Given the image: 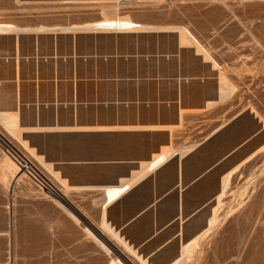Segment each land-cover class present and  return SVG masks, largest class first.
<instances>
[{"label": "rangeland", "instance_id": "374dc122", "mask_svg": "<svg viewBox=\"0 0 264 264\" xmlns=\"http://www.w3.org/2000/svg\"><path fill=\"white\" fill-rule=\"evenodd\" d=\"M83 14L92 16L95 19L92 21L104 16H118L151 26L144 29L148 33H134L142 29L137 27L132 33L83 35L85 37L80 40L84 46L81 47L82 51L93 38L99 39L97 44L101 52L108 51L115 42L121 52L137 53L127 63L116 64L117 76L167 77L178 73L181 74L179 76L205 79L217 73L219 83L223 82L221 85L225 90H231L213 114L205 118L204 123L210 126L224 127L208 139L200 157L208 158L210 155L214 160L226 148L244 141L212 169V188L225 167L232 168L251 152H255L232 173L220 203H216L214 199L211 201V206L216 203L214 222L200 236L198 247L191 258L180 264H264V0H0V23L17 26L68 21ZM182 28L192 34L200 45ZM181 32L191 40L179 41ZM10 33L0 34V51H7L9 55L14 32ZM21 37L22 52L25 54L31 51L33 35L25 34ZM44 40L46 42L49 37H44ZM61 43L66 50L65 38ZM176 45L180 46L177 50ZM202 48H205L217 65L208 57L204 58V52L200 51ZM171 52L174 54L170 55ZM163 61H173L178 67L171 70ZM10 63L0 58V109L10 106V109L14 108L17 91V112L24 124L31 121V111L34 108L35 118L41 123L53 118L61 122L75 118L71 103H60L64 107H56L54 113L48 102L30 101L34 93L33 83L29 80L32 77L30 62L24 63L20 77L24 81L19 83L17 80V84L14 82ZM156 63L161 65L157 70ZM88 66L86 63L83 65L82 73L88 72ZM97 67L102 75L113 72L107 63L97 64ZM39 71L37 79L46 77L50 72L48 64ZM59 72L61 76L68 74V70L63 67ZM102 88L101 94H110L107 85ZM47 94L48 87L43 86L42 95ZM84 115L85 109H81L80 116ZM1 116L0 263L113 264V259L117 258L116 264H141L115 241V246L105 245L88 229L87 232L99 245H44L43 225L27 220L29 211H33L29 208L34 207L35 201L44 192L18 171L10 157L15 160L24 155L41 175L52 181L41 163V157L35 158L33 154L40 151L46 158L74 157L77 151L76 137L74 133L21 134L22 129L19 127L10 131L3 125ZM233 116L235 117L232 118ZM204 135L197 133L196 137ZM21 138L27 140L26 144L21 142ZM4 139L10 144L7 145ZM28 143L35 145L37 151H29ZM83 152L84 148L81 146L80 155ZM212 192L214 194L215 190ZM208 214L193 215L190 219L192 227L186 231L182 228V233L179 235L178 232L175 236L177 238L170 239L164 247L156 246L157 236L144 246H131L148 263L166 264L177 255L179 244L204 226ZM37 232L41 233V237L35 238ZM93 232L105 240L98 231ZM29 234L32 238H29ZM104 235L108 237L106 233Z\"/></svg>", "mask_w": 264, "mask_h": 264}, {"label": "crops", "instance_id": "0c3cea01", "mask_svg": "<svg viewBox=\"0 0 264 264\" xmlns=\"http://www.w3.org/2000/svg\"><path fill=\"white\" fill-rule=\"evenodd\" d=\"M92 20H95L92 16L83 14L68 21L19 26L34 28L41 25L54 29L14 33L9 46L11 55L7 51H0V58L11 62L16 84L17 80L19 83L24 81L20 79L22 68L24 63L30 62L32 77L29 80L34 86L30 101L48 102L54 113L56 107H64L60 103H71L75 117L68 122L53 118L41 123L35 118L34 108L31 121L24 124L18 115L17 104L12 110L11 106L0 109L1 112L8 110L17 116L21 134L74 133L76 137L77 151L74 157L46 158L43 152L36 150L35 145L28 143L32 145L28 147L35 149V154L41 157V163H44V169L51 176L58 193H43L35 201L34 207L29 208L33 211H29L27 220L43 225L45 246L99 245L86 229L105 245L115 246L116 242L122 246L106 230L110 226L126 244L144 246L157 236L156 246L164 247L170 239L177 238L175 236L181 228L186 231L192 227L190 219L193 215L209 213V217L215 205L211 206V201H216L221 191L222 177L231 166L222 170L213 188L212 169L244 140L226 148L214 160L210 155L201 158L200 153L208 139L224 127L204 123L205 118L211 116L219 103L229 95L223 99L220 94L223 85L219 83L217 73L205 79L179 76L181 74L178 73L167 77L117 76L116 64L127 63L137 53L121 52L115 42L108 51L101 52L97 44L99 39L93 38L82 51L81 47L84 46L80 40L85 37L83 35L116 33L86 28L87 23L94 22ZM59 27L69 29L62 31ZM27 33L33 35V41L31 51L24 54L21 36ZM44 37H49V40L45 42ZM64 38L66 50L61 43ZM179 47L176 45V50ZM85 63L89 65V70L82 73L81 68ZM106 63L110 64L113 72L102 75L98 72L97 64ZM163 63L169 65L171 70L178 67L173 61ZM46 64L49 74L37 79L39 70ZM160 66V63H156L155 69ZM61 67L68 70L66 76L60 75ZM103 85L109 88L110 94L107 96L101 94ZM43 86L48 87L47 96L42 95ZM16 98L17 91L14 98L17 103ZM81 109H85L86 115L80 116ZM197 133L205 135L196 137ZM81 146L84 148L82 155ZM157 157L161 158L160 162L150 168ZM111 185L121 189L125 186V189L110 202L105 187ZM93 231H98L105 240ZM105 233L108 237H105ZM38 237H41L40 232L36 233L35 238ZM29 238H32L31 234Z\"/></svg>", "mask_w": 264, "mask_h": 264}, {"label": "bare ground", "instance_id": "6f19581e", "mask_svg": "<svg viewBox=\"0 0 264 264\" xmlns=\"http://www.w3.org/2000/svg\"><path fill=\"white\" fill-rule=\"evenodd\" d=\"M94 1V0H93ZM98 1H100V0H98ZM107 1V0H106ZM81 25V24H80ZM80 27V26H79ZM83 27V26H82ZM85 27L86 28H88V29H90V30H92L93 29V31L94 30H99V32H101V31H112V32H124V31H130V32H133L134 31V29L136 28L137 29V27H140V28H142L141 30L140 29H138L139 31H144V29L146 30L147 28H149V27H151V26H149V25H146V24H142V23H137V22H134V21H132L131 19H129V18H120V17H110V16H104L103 18H101V19H99V20H97V21H94V22H91V23H87V25H85ZM154 27V26H153ZM157 27V26H156ZM158 27H159V25H158ZM73 28H78V27H73ZM46 29H51V30H53L54 28H51V27H43V26H39V27H34V28H28V27H26V28H22V27H19V26H17V25H14V24H11V23H0V34H7V33H10V32H14L15 34H18V33H20V32H27V31H41V30H44V31H46ZM58 29H62V31L63 30H65V29H69V28H63V27H59ZM87 29V30H88ZM182 29H184L185 30V28H182ZM47 30V31H48ZM82 30V29H81ZM89 30V31H90ZM151 30V29H150ZM155 30V29H154ZM181 30V29H180ZM74 31V30H73ZM136 31V30H135ZM186 31V34L188 33V35L192 38V40L195 42V43H197V45H200L199 44V42L192 36V34H190L187 30H185ZM149 32V31H148ZM182 34H180V40L179 41H183V40H187V39H190V38H188V36L184 33V32H181ZM11 34V33H10ZM22 34V33H21ZM28 34V33H27ZM191 40V39H190ZM177 41V40H176ZM193 41H191L192 43H193ZM15 42V41H14ZM198 47V46H197ZM17 50V49H16ZM200 51H203L204 53H202V54H204L205 56H204V58L205 57H208L209 59H210V61L212 60V62L215 64V65H217V63L214 61V59H212L211 58V56H210V54L205 50V48H202V50H200ZM10 57V56H9ZM207 61H209L208 59H207ZM15 69V68H14ZM223 82H221V84H222ZM221 89V91H220V94L223 96V99H224V97L226 96V95H228L229 93H230V91H227V90H225L223 87L222 88H220ZM220 95V96H221ZM18 97V96H17ZM222 98V97H221ZM17 99V98H16ZM17 104V103H16ZM12 110V109H11ZM10 111V110H9ZM16 111V110H15ZM14 111V112H15ZM0 115H2L1 117H2V119H3V125L8 129V130H10V131H12L14 128L16 129V127H19L18 126V123H17V121H16V115L15 114H13V113H11V112H8V110H7V112L6 111H0ZM1 119V120H2ZM18 120V119H17ZM18 122H19V120H18ZM80 126V125H79ZM137 126V125H136ZM55 127V126H54ZM60 127V126H59ZM58 127V128H59ZM73 127V126H72ZM35 128V127H34ZM47 128V127H46ZM52 129H53V127H51ZM74 128V127H73ZM75 128H76V126H75ZM102 128V127H101ZM14 129V130H15ZM19 129H20V127H19ZM25 129V128H24ZM30 129V128H29ZM32 129H33V127H32ZM36 129V128H35ZM42 129V128H41ZM68 129V128H67ZM66 129V130H67ZM13 130V131H14ZM55 130V129H54ZM62 130V129H61ZM37 131V130H36ZM55 131H57V129L55 130ZM59 132V131H58ZM11 133V132H10ZM20 134V133H19ZM17 135V134H16ZM4 141L6 142V144L7 145H9L10 143H9V141H7L6 139H4ZM21 142L22 143H24V144H26V142L21 138ZM262 146H264V144L262 145ZM32 148V147H31ZM31 148H29L28 146H27V149L29 150V151H31V152H33L32 151V149ZM255 151H253V152H251L248 156H246L240 163H242V162H245L247 159H249L252 155H253V153H254ZM34 156H35V158H38V156L34 153L33 154ZM165 155V154H164ZM155 156V155H154ZM21 157L22 158H24L25 160V163H23V162H20V161H15V160H13L11 157H10V159L13 161H11V163H14L15 165H16V167H17V169H18V171L20 172V173H22V174H24L32 183H33V185L34 186H38V189L40 190V191H42V192H44V193H46V194H48V195H57V193H58V190H57V188H56V186L54 185V183L52 182V181H50V180H48L46 177H43V175H41V172L40 171H37L43 178H46L47 180H48V184H49V186H48V188H49V190H44L43 188H41V186H39V184H35V180H34V178L36 177L35 175H34V172H33V170L31 169V167L32 168H34V165L32 164V162L30 161V160H28L24 155H21ZM40 157V156H39ZM163 157V156H162ZM158 158V157H157ZM160 160H161V158L159 157L157 160H155V162L151 165V167L150 168H154V166H156L159 162H160ZM20 163V164H19ZM239 163V164H240ZM44 164V163H43ZM47 164V163H46ZM239 164H237V165H235L234 167H232L229 171H227L225 174H224V176L222 177L223 179H222V186H221V191H220V193L217 195V197H216V203L219 201V200H221L220 198L222 197V195L224 194V192H225V189L227 188V186H228V184H229V179H230V177H231V175H232V173L234 172V171H236L237 170V168L239 167ZM57 172V171H56ZM113 176V175H112ZM34 177V178H33ZM60 181V180H59ZM67 182V181H66ZM65 183V182H64ZM112 187H105V193H106V195H107V197H108V201H110V200H112V199H114V198H116L124 189H125V186H124V189H121L120 187H114L113 185H111ZM121 186H123V185H121ZM68 188V187H67ZM127 188V187H126ZM123 193H124V191H123ZM122 194V193H121ZM107 201V202H108ZM111 202V201H110ZM215 203V204H216ZM219 203H220V201H219ZM218 203V204H219ZM219 206V205H218ZM221 206V205H220ZM215 212H216V206L214 205L213 207H212V209H211V214L209 215V217L207 218V224H206V218H205V220H204V224L203 225H205L206 224V226L201 230V231H199L198 233H196L195 235H193L191 238H189L188 240H186V241H184V242H181L180 244H179V248H178V253H177V255H175V257L174 258H171V260H169L166 264H180V263H184L185 261H187L188 259H190L191 258V256H192V253H193V251L195 250V248H197L198 247V240H199V238H200V236L203 234V233H205L208 229H209V227L213 224V222H214V219H215ZM104 222V221H103ZM106 223V222H105ZM105 225V224H104ZM109 225V224H108ZM106 226V225H105ZM106 230L109 232V234H112V237L114 238L115 237V239H116V241H118V242H120V244H122V248L127 252V253H129L130 255H132L134 258H136V260H139V262L141 263V264H150V263H148L145 259V257H142V258H140V255L139 254H137L136 253V248L135 247H132L131 245H129V244H126V241H124V240H122L123 238L120 236H118L117 234H118V232L116 233V231H113V229H111V227L109 226V228H106ZM181 230H182V228H181ZM181 230L179 231V235L182 233L181 232ZM107 232V233H108ZM122 238V239H121ZM165 254V253H164ZM161 258V257H160ZM113 261H114V263H116L117 262V258H114L113 259ZM146 261V262H145ZM1 264V263H0ZM3 264V263H2Z\"/></svg>", "mask_w": 264, "mask_h": 264}, {"label": "built area", "instance_id": "2783aa9c", "mask_svg": "<svg viewBox=\"0 0 264 264\" xmlns=\"http://www.w3.org/2000/svg\"><path fill=\"white\" fill-rule=\"evenodd\" d=\"M25 159L24 158H15V161H20V162H23V163H25V161H24ZM20 164V163H19ZM26 164V163H25ZM31 169L33 170V172H34V175L36 176L35 178H34V180H35V184H39V186H41V188H43L44 190H49V188H48V186H49V184H48V180L46 179V178H43L37 171L38 170H36L35 168H32L31 167ZM38 187V186H37ZM113 264H116V263H113Z\"/></svg>", "mask_w": 264, "mask_h": 264}]
</instances>
